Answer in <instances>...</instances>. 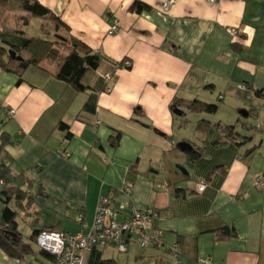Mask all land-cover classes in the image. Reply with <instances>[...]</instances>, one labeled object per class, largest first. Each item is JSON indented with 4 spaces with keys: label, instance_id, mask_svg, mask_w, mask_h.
<instances>
[{
    "label": "crops",
    "instance_id": "crops-1",
    "mask_svg": "<svg viewBox=\"0 0 264 264\" xmlns=\"http://www.w3.org/2000/svg\"><path fill=\"white\" fill-rule=\"evenodd\" d=\"M38 1L104 59L87 73L81 92L57 79L47 60L27 68L21 82L0 68V143L3 132L11 139L0 162L29 197L11 202L24 238L43 229L80 233L82 222L92 223L99 196L107 195L119 219L133 207L164 214L158 226L165 243L141 247L133 235L126 252L95 247L83 264H201V257L264 264V187L255 180L264 161L257 162V151L247 154L253 141L224 142L222 129L199 130L198 122H232L172 108L177 98L223 101L241 113L264 110L254 92L264 90V0H177L166 12V0ZM137 3L149 9L137 10ZM114 17L120 28L109 35ZM106 73L113 75L110 92ZM182 141L191 148L182 151ZM199 179L208 183L203 192ZM34 249L20 260L0 247V264L51 263L35 243Z\"/></svg>",
    "mask_w": 264,
    "mask_h": 264
},
{
    "label": "trees",
    "instance_id": "trees-1",
    "mask_svg": "<svg viewBox=\"0 0 264 264\" xmlns=\"http://www.w3.org/2000/svg\"><path fill=\"white\" fill-rule=\"evenodd\" d=\"M12 4L15 5L14 8ZM135 6L137 10L149 9L147 5L140 3ZM35 19L40 22V34H30L25 30V27ZM11 49L16 51V56L9 53ZM103 59V55L73 36L70 33V27L38 0H0V68L19 75L18 82L22 81V75L27 68L39 66L47 60L56 65L57 79L70 84L79 92L85 91L88 89L84 83L85 76L97 70ZM254 92L264 99L263 89H254ZM172 108L213 114L218 111L219 106L200 99L176 98ZM182 113L185 112L182 111ZM248 113L250 114V111ZM61 127L64 128L62 123ZM209 127L222 129L225 133L224 142L236 140L237 144L244 145L252 139L242 135L237 130V124L213 123L203 119L198 122L199 130H206ZM70 136L71 134H68V137ZM10 142L9 134L1 133L0 154ZM250 153H252V147L247 150V154ZM28 198L26 191L11 184L9 167L0 162V201L3 204L0 213V247L9 256L20 260L36 254L34 243L42 231L35 230L26 239L18 230L19 213L11 206V202L15 199L19 204L21 200ZM225 234L234 233L229 231ZM40 252L51 257L43 250Z\"/></svg>",
    "mask_w": 264,
    "mask_h": 264
},
{
    "label": "built area",
    "instance_id": "built-area-1",
    "mask_svg": "<svg viewBox=\"0 0 264 264\" xmlns=\"http://www.w3.org/2000/svg\"><path fill=\"white\" fill-rule=\"evenodd\" d=\"M177 0H166L162 6L163 12L170 9ZM215 1V0H210ZM120 21L117 18L110 20L108 29L109 35H114L119 31ZM231 34L236 36L238 29H231ZM126 67L131 66L129 60H125ZM106 91L110 92L112 87L110 83L113 79L112 73L104 75ZM222 99V96H220ZM15 113V109L7 111L9 117ZM65 157H70L69 151L64 152ZM256 185L258 188L264 187V175L256 176ZM208 183L205 179H199L197 190L203 192ZM124 191L130 193L132 186L125 183ZM164 217L155 208L149 207L144 210L133 207L128 218L119 219L118 212L114 209L111 199L107 195H100L97 201L96 211L93 221L90 225L82 222L83 230L80 233H69L66 231H56L53 229H43L37 236L36 246L52 257L50 264H83L86 255L95 247L104 249L109 246H115L120 252H126L129 242L133 235L137 236V243L141 247H159L164 241V230L158 226L160 219ZM166 216V215H165ZM82 221L83 216L79 215ZM170 250L173 256L179 262L181 248L178 243H174ZM201 264H214L210 257H201Z\"/></svg>",
    "mask_w": 264,
    "mask_h": 264
},
{
    "label": "rangeland",
    "instance_id": "rangeland-1",
    "mask_svg": "<svg viewBox=\"0 0 264 264\" xmlns=\"http://www.w3.org/2000/svg\"><path fill=\"white\" fill-rule=\"evenodd\" d=\"M14 4H12V7L14 8ZM39 25L40 22L35 19L33 22L25 27V30L30 33V34H40L39 32ZM218 106L219 109L216 113H213L210 116L213 119H222L225 120V122H232L229 124H238V130L242 135H245L247 137H251V141H253L252 144V153H256V159L257 162L262 163L264 161V110L259 111V110H252L248 116H244L240 109L224 106L225 103L223 101H218ZM247 110V109H246ZM188 115H191L189 113ZM188 124V129L191 131H195L194 128L191 129V127H194L193 124L191 125L192 121L191 118L193 119V116L189 118ZM194 118H196L194 116ZM258 118L259 120V125L258 126ZM229 120V121H226ZM190 131V132H191ZM262 140V141H261ZM250 141V142H251ZM183 142V141H182ZM264 175V173H261ZM1 204V203H0Z\"/></svg>",
    "mask_w": 264,
    "mask_h": 264
},
{
    "label": "water",
    "instance_id": "water-1",
    "mask_svg": "<svg viewBox=\"0 0 264 264\" xmlns=\"http://www.w3.org/2000/svg\"><path fill=\"white\" fill-rule=\"evenodd\" d=\"M9 53L12 54V56H16V51H14L13 49L9 50ZM19 58L21 59V57H19ZM175 113L180 115L182 113V111L178 109V110H175ZM242 114L244 116H248L247 111H243ZM179 147L182 151H186V150L191 148V145L187 142H181V143H179Z\"/></svg>",
    "mask_w": 264,
    "mask_h": 264
}]
</instances>
